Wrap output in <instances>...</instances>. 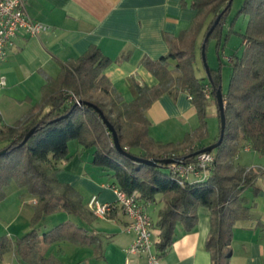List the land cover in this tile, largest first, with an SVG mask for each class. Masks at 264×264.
I'll list each match as a JSON object with an SVG mask.
<instances>
[{"label": "trees", "instance_id": "1", "mask_svg": "<svg viewBox=\"0 0 264 264\" xmlns=\"http://www.w3.org/2000/svg\"><path fill=\"white\" fill-rule=\"evenodd\" d=\"M232 2L193 0L191 8L197 14L189 29L176 37L164 35L168 53L157 60L141 59L140 64L157 84L153 87L135 84L136 96L131 102H123L103 74L112 61L100 48L91 46L78 58L59 62L56 78L44 76L39 101L23 117L12 125H0V142L5 143L1 150H7L0 156V201L11 183L26 189L35 199L30 231L14 242L0 237V261L5 253L13 251L24 264H49L51 261L41 255L44 245L66 241L89 246L98 242L84 226L90 225L95 217L79 193L57 179L61 164L69 159L68 143L76 140L83 149L94 148L92 165L111 172L116 187L124 193L137 192L145 203H154L157 195L162 196L164 207L159 211L156 223L159 233L154 244L158 257L166 255L172 246L176 227L181 225L185 232H190L197 224V209L205 207L210 212L205 242L210 264H229L232 228L250 218L251 206L244 193L253 197L258 194L255 187L258 172L237 165L235 159L244 144L264 154V0H244L235 15L234 19L243 17L247 23L241 35V56L229 58L227 91L221 89L220 66L209 68L210 80L205 72L203 75L197 72L198 61L204 70L201 47L218 17L219 22L206 42L205 54L208 42L214 40L219 55L222 40L227 38L223 36V27ZM219 89L225 115L222 143L211 152L214 163L207 178L183 184L170 171V164L148 166L118 152L98 113L91 107L76 105L80 101L95 105L113 126L126 154L144 160L187 164L195 161L194 153L211 145L197 143L207 137L206 110L211 103L217 108L215 94ZM97 92L109 95V101L103 103L88 97ZM183 92L191 98L199 126L186 134L182 142L154 141L148 135L146 111L161 96L167 94L175 99ZM31 129L33 134L20 146ZM219 135L220 121L214 143ZM57 211L66 212L81 224L67 221L39 234L38 224Z\"/></svg>", "mask_w": 264, "mask_h": 264}, {"label": "crops", "instance_id": "2", "mask_svg": "<svg viewBox=\"0 0 264 264\" xmlns=\"http://www.w3.org/2000/svg\"><path fill=\"white\" fill-rule=\"evenodd\" d=\"M192 1L28 0V16L48 29L36 37L19 33L0 64V76L6 81L5 87L0 89V125H12L23 117L39 101L44 76L56 78L60 71L59 62L76 59L91 46L100 48L112 61L103 74L122 101L131 102L136 96L135 84L147 87L157 84V80L140 64L141 59L157 60L168 53L164 35L176 37L189 29L197 14L191 8ZM105 96L109 101V95ZM146 117L148 135L162 144L182 142L186 134L199 126L196 110L186 92L179 93L175 99L167 94L161 96L146 111ZM207 141L205 139L197 145L211 144ZM4 145L0 142V150ZM68 153V161L61 164L57 174L58 181L74 188L86 208L93 195L99 203H114L115 179L111 172L92 165L94 148L83 149L72 140L68 143ZM235 163L257 170L255 187L258 194L253 197L244 193L251 206L250 218L235 223L232 228L229 264H264V154L244 144ZM10 187L11 191L16 189L10 184L5 189L7 195ZM18 191L17 188L15 192L18 194ZM31 199L32 210H25L22 202H18L19 207L15 208L17 217L26 211L23 227L18 230L23 235L30 231L35 202L34 198ZM140 201L152 225H156L159 211L164 207L162 196L157 195L154 203ZM150 213L155 215L154 223ZM67 221L76 223L73 218ZM40 223L38 233L43 234ZM127 225L128 219L120 210L106 219L95 217L90 225L84 224L87 231L98 238V242L82 246L87 252L63 262L41 255L51 261L49 264H148L144 258L126 254L134 240V234L125 230ZM209 229L210 212L199 207L196 226L185 232L178 225L172 246L166 255L159 257L158 264H210V254L205 248ZM158 233L156 230L152 235L154 244ZM8 238L15 241L11 236ZM11 252L2 256L0 264H24Z\"/></svg>", "mask_w": 264, "mask_h": 264}, {"label": "built area", "instance_id": "3", "mask_svg": "<svg viewBox=\"0 0 264 264\" xmlns=\"http://www.w3.org/2000/svg\"><path fill=\"white\" fill-rule=\"evenodd\" d=\"M28 0H0V64L5 60L7 51L13 46V40L19 33L36 37L47 31L44 24L32 20L26 11ZM229 61V59H228ZM6 85L5 78L0 76V89ZM208 93V88L205 87ZM189 99H191L189 97ZM214 163L212 153H200L194 162L187 164H170L169 169L177 177L180 184L197 182L207 178ZM257 172L255 168H252ZM116 200L114 203H99L95 195L91 196L87 208L96 218L106 219L120 210L128 219L125 230L134 234L132 244L126 254L144 258L148 264H158L159 257L155 252L152 240V222L141 203L139 194H126L116 186L113 187ZM35 203V202H34Z\"/></svg>", "mask_w": 264, "mask_h": 264}, {"label": "rangeland", "instance_id": "4", "mask_svg": "<svg viewBox=\"0 0 264 264\" xmlns=\"http://www.w3.org/2000/svg\"><path fill=\"white\" fill-rule=\"evenodd\" d=\"M244 0H233L230 11L226 17V22L223 27V36L225 37L227 35L226 40L223 38L219 55L216 51V42L214 40H210L207 45L206 49V63L209 68L216 69L220 66L221 71V78H222V85L221 89L225 93L228 88L229 84V78H230V67H229V61L228 59L234 56L240 57L243 52V45H242V34L245 32L246 23L247 20L243 17H238L236 19L235 15L240 9L242 3ZM234 20V22H233ZM233 22V25H231ZM230 25L232 26V33L229 32ZM200 60V55H199ZM199 69L197 74H205V70H203L202 65L200 64V61H198ZM89 98L95 99L97 101L107 103L105 94L101 92H97L95 94L89 95ZM206 123H207V130H208V137H206V140L208 141L206 143H214V141L217 139V136L219 134V119L217 117V108L214 103H211L207 110H206ZM249 163V162H248ZM14 183H11V186H13V189L11 191V187L8 188L9 192L7 195V192L5 193V201H0V237L6 236L12 237L13 241L16 240V238H20L23 236L21 231V228L23 227V219L25 217V213L29 210H32L31 206V195L27 192L24 188H19ZM16 186V187H15ZM18 188V194L15 192ZM33 198V197H32ZM19 203H23L25 210L17 217L16 209ZM152 211V210H151ZM153 223L155 221V215L150 213ZM73 218V220L77 224H81L77 219H75L73 216L68 215L64 211H57L53 214L46 215L43 218V221H41L39 229L40 232H45L51 229L52 227L59 225L68 219L70 220ZM20 229V231H18ZM157 230L156 225H152L151 233L152 235ZM85 245L78 244V243H71L66 241H60L48 245H44L42 248V254H45L46 256L51 259L53 257L54 260L59 261H69L70 258L76 259L79 254H83L87 252L86 248L82 247ZM11 252V251H10ZM13 253V252H11ZM6 254V253H5ZM15 254V253H14ZM6 256V255H5ZM19 258V257H18ZM17 258V259H18ZM52 259V260H53ZM2 261V260H1ZM0 261V262H1ZM21 261V260H20ZM83 264V263H82Z\"/></svg>", "mask_w": 264, "mask_h": 264}, {"label": "water", "instance_id": "5", "mask_svg": "<svg viewBox=\"0 0 264 264\" xmlns=\"http://www.w3.org/2000/svg\"><path fill=\"white\" fill-rule=\"evenodd\" d=\"M218 22H219V17L215 20V22L210 27L209 31L207 32V34L204 38V42H203L202 47H201V59H202L203 67H204V70H205V73L207 75L208 80H210V75H209V67L207 66V63H206L205 46H206V42L209 39L210 34L214 30V28L218 24ZM215 98H216L217 108H218V112H219V121H220L219 139L216 143L211 144V145L207 146L206 148H204L203 150L194 153V156H197L198 154L205 153V152L211 153L213 150H215L222 143L223 134H224V130H225V115H224V104H223V100H222V93H221L220 89L216 92ZM76 105L88 106V107L93 108L98 113V115L101 117V119H102L104 125L106 126L107 130L111 133L112 138H113V143H114V146L117 149V151L128 156L133 161L138 162V163H142V164H146L148 166L168 165V164L174 163V160H144V159L136 158V157H133V156L126 154L125 151H123V149L120 147V144H119V141L117 138V134H116L113 126L107 121V119L104 117L103 113L95 105H93L89 102H85V101H80ZM33 132H34V129H31L24 136V139L21 142L20 146L23 145L29 139V137L33 134ZM6 151H7L6 149L1 150L0 156L5 154Z\"/></svg>", "mask_w": 264, "mask_h": 264}]
</instances>
